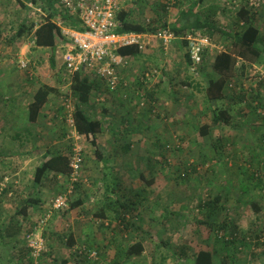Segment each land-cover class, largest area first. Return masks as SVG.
<instances>
[{
    "label": "rangeland",
    "instance_id": "obj_1",
    "mask_svg": "<svg viewBox=\"0 0 264 264\" xmlns=\"http://www.w3.org/2000/svg\"><path fill=\"white\" fill-rule=\"evenodd\" d=\"M234 2L238 6H243L246 0H219V5L223 9L222 15L226 17L222 20V26L227 29L231 28L227 18L233 20L235 16L233 13H237L233 10ZM259 2L261 5L254 15L252 13V18L264 37V0ZM174 6L175 2L171 0L166 13L160 10V13L153 12L152 15L142 13L144 15L139 16L153 20L154 24L150 22L148 25L151 28L170 26L174 18ZM210 38L216 46L226 45L219 43L223 42L219 36ZM156 47L161 48L158 45ZM166 51L162 49V52ZM154 53L156 66L165 63V67L170 68L175 64V61L170 62L167 57L169 53L164 57H161L160 50ZM38 60L43 75V72L48 70V64L42 56ZM137 67L133 66L131 73H139L140 71L134 72ZM240 70L246 73L243 82L247 85L241 86L242 81L235 79L232 89L245 88L242 92H247L255 86L256 91L252 92V95L255 96L258 92L264 99V78L258 73L264 71V62L247 66V69H238L239 72ZM65 86L69 91L67 84ZM68 91L62 93L64 98L67 97ZM194 92L195 98L191 100L201 102L200 92ZM126 101H130V106L126 108L127 112L123 107L120 110L119 106L114 108L110 134L108 137L105 136L107 140L102 139L101 143L105 146L111 161L112 172L109 173L115 177L109 179V183L118 182L120 187H123L116 193L117 198L120 196L119 201L123 203L127 198H134L138 194L136 208L125 215L126 221L122 223L119 213L123 210L117 203L110 208L102 206L101 201H90L94 194L88 192V187L80 186L79 190L76 187L69 203L79 199L82 204L74 209L68 204L64 212L51 214L41 231L46 252L39 264H58L57 262L61 263L64 260L69 264H182L176 262V255L182 246L185 248L184 264H192L194 254L201 250L213 253L214 264H264V179L262 177L263 183L257 186L249 183L248 178L243 175L244 170L250 172L256 170L259 176H264V146L261 145L263 141L261 136H264V102L260 110L262 119H258L255 114L251 115L246 107L247 111L244 113L247 115H243L244 117L241 115L242 120L236 123V127L213 128L207 136L202 137L198 129L202 125H210L209 118L205 114L203 117L198 116L194 121L195 116L199 115L196 114L190 118L193 120L191 123L184 122L183 112L187 111H184L185 107L183 108L181 102L179 105L172 103L169 107L161 98L160 106H156V112L151 113L152 121L141 123V119L146 118H141L139 112L146 110L145 105L137 108L140 101L137 97L134 100L133 96ZM240 109L234 108V119L235 112L241 113ZM167 111L169 112L166 113ZM170 111L174 115H170ZM216 138L229 140L225 153L231 152L237 158L227 159L226 154L217 153L214 148ZM128 144L131 147L126 150L124 147ZM100 167L101 164L98 163L97 184L102 186L104 182L101 183L100 175L107 171L100 170ZM89 182L87 179L86 183L82 182L79 185H86ZM90 185L93 184L90 182ZM241 187L246 188V192L242 193ZM123 189L127 191L123 192ZM99 190L98 188L97 191ZM216 197H220L217 207L219 209L211 215H206L200 206L207 201H213ZM103 201L106 202L105 199ZM104 209L106 219H99L97 212ZM53 215L54 218L59 216L52 227L58 228L60 236L68 235L70 231L76 233L75 249L62 250L65 249L62 247L64 239H60L56 247L52 246L51 255L48 254L44 232L51 225ZM222 222L226 225L220 231L214 230V227L210 230L208 227V223L215 226ZM32 226L27 232L32 231L36 225ZM18 237L21 238L20 235ZM236 238L239 243L223 249L221 241L230 242ZM66 242L67 238L64 240V246L67 247ZM137 242L143 244L144 252L139 257L127 258L125 250ZM58 245L61 250H55ZM3 251H6L5 248L0 249V254ZM91 252H95V256L90 257ZM7 253L8 257L12 258V264H18L16 260H19L22 253L25 254L24 263L31 264L26 243L20 242L17 250L8 247Z\"/></svg>",
    "mask_w": 264,
    "mask_h": 264
},
{
    "label": "crops",
    "instance_id": "obj_2",
    "mask_svg": "<svg viewBox=\"0 0 264 264\" xmlns=\"http://www.w3.org/2000/svg\"><path fill=\"white\" fill-rule=\"evenodd\" d=\"M173 1L176 6L173 7L174 18L170 26H168L169 28H171L172 24L178 27L188 25L183 33L189 30H195L192 28L191 23H194L193 18L197 17L201 24L210 26V28L198 29L202 35L207 36L210 40V37L219 36L223 40V42L219 41V43H225L226 45L218 44L216 46L214 44L216 47H222V52H217L216 48L209 51L204 58L203 64L199 68L198 77L195 75L194 78L188 72L190 62L186 52L185 42L180 40L175 41L166 53L162 52V49L157 48V45L154 44L155 46L152 45L136 57H126L129 67L126 66L119 71L121 86L114 91H109L101 84L89 96V102L86 105H80L89 117L101 121L102 127L100 133L97 135V142L104 157L108 158V161L106 159L103 161L106 164L101 162L96 157L95 149L90 140L87 139L86 143L84 142L83 144L85 156L83 176L85 180H90L93 185L91 186L89 182L86 185L80 186L83 188L88 187V192L90 191L94 194L90 201H101L103 203L102 206L108 208H110L109 203L111 200L105 199L103 185L101 184L102 186H100L97 184L99 182V179L97 180L99 178L97 165L100 163V170L104 171L112 168L110 158L108 157L109 154L103 143H101V140H107L105 136L108 137L110 134L109 131L111 130L115 107L119 106V110L124 108L125 112H127L126 108L130 106V101L127 102L126 99L133 96L135 100L137 97L140 102L136 107L139 108L145 105L144 108H146V110H140L139 112L141 118H146L141 119L140 122L149 123L152 121L151 113L156 112V106H160L159 104L162 98L169 107H171L172 103L179 105V102H181L183 108L185 107L184 111H187L183 112L184 122L191 123L190 121H195L198 116L202 115L203 117L205 114L210 122L212 110L216 106H223L225 109L230 110V114L234 119V108L240 107L237 94L233 97L235 93L232 89L234 81L235 79H239L242 81L240 83L241 86L247 85L243 82L246 77L245 71L240 70L239 72L237 70L235 77L229 82L228 89L230 92L232 91V96L230 94L222 101L215 103L206 101L202 90L207 86L210 79H216L218 76L212 70L213 59L218 54L226 53L231 49L230 42L218 30L225 32L233 30L232 23H234V28L237 23V13H233L235 14L233 20L227 18L230 24L227 25L231 27L227 29L222 26V20L226 17L222 15L223 9L219 5V0ZM163 3L164 0H130L122 4L121 10H126L129 15L131 14L130 19L132 23L149 25L150 22L154 24L153 20L150 21L148 18L144 19L139 15H144L145 13L152 15L153 12L160 13ZM47 8L46 0H34V2L33 0H0V35H2L0 37V182L4 178L9 179L7 189L0 195V249L5 248L6 250L0 254V264H12V258L10 256L8 257L7 253L8 247L17 250L20 242L25 244L22 240L25 241L26 232L32 225H37V221L47 212L50 200L56 194L60 193L66 183L65 176L56 175L52 172L46 173L39 184L34 182L35 171L43 162L56 155L68 157L70 151V141L67 139V128L64 127L65 107L63 104V94L68 91V88H66L64 80L62 79V49L58 48V43L54 52L47 48H36L31 43L33 41L32 35L38 26V22L46 17ZM53 8L61 11V8L56 4L53 5ZM192 8L193 10L191 11ZM58 11L55 14L56 17H59ZM250 14L252 15V13ZM241 23L243 21L239 22V25L243 26ZM25 27H32V30L28 32L29 34L24 29L22 30V32L24 31L23 35L20 38L14 39L13 37L16 33ZM159 50L161 52L160 54H162L161 57L169 53L167 57L170 59V62L175 61V64L170 68L165 67V63L156 66L157 61L154 51L159 52ZM20 55H24L29 60L30 65L27 72L19 70L16 65V59ZM41 56L46 59L44 61L48 64V70L43 72V75L41 73L43 69L39 66L40 60H38ZM53 56L54 66L51 67L50 62ZM241 65H244L243 68L247 69V66L250 67L254 64L249 65L243 62V60L238 59L237 68L240 69ZM133 66H138L134 72H140L137 74L131 73ZM30 75L32 76L30 77ZM43 87L49 89L48 96L43 106L37 112L35 119L30 120L29 106L34 101L36 91ZM254 87L253 89H249V91L252 90L255 92L256 89ZM135 90H137L136 95H133ZM194 91L200 92L201 102L191 100L195 98ZM185 92L186 94L184 95ZM144 94H146L145 97ZM100 97L103 98V101L97 102ZM72 102L75 108L77 101L72 100ZM119 113L121 114V112ZM196 114L199 115L195 116ZM170 115H174V113ZM192 115L195 116L193 120L190 119ZM238 115L239 113L237 114L235 112V119H237ZM104 174L105 172H103V175H100L102 179L101 183L104 182ZM97 187L100 189L99 191H97ZM77 189L79 190V188ZM104 199L106 200L105 203L103 201ZM77 201L80 200L78 199ZM23 206L27 207L25 215L21 213L17 214L18 210ZM102 211L105 214V209ZM52 217L53 219L50 221L51 225L44 232V237L48 244V254L51 255L52 246L56 247L58 240H66L70 235L73 238L74 245L69 247L65 243L67 245L66 247L64 246L63 240L62 247H65V249L60 248L58 245V248L55 250L62 249L67 251L73 248L75 249L77 244L76 233L70 231L68 235L63 234L60 236L58 228L52 227V224L57 222L59 216L54 218L53 215ZM98 218L106 219L105 215L104 217L100 216ZM27 224L29 225L27 226ZM10 225L16 228L15 232L13 234H6L7 227ZM19 235L21 236L20 239L18 237ZM23 254L19 260H16L18 264H25ZM57 263L69 264L66 260Z\"/></svg>",
    "mask_w": 264,
    "mask_h": 264
},
{
    "label": "trees",
    "instance_id": "obj_3",
    "mask_svg": "<svg viewBox=\"0 0 264 264\" xmlns=\"http://www.w3.org/2000/svg\"><path fill=\"white\" fill-rule=\"evenodd\" d=\"M165 1V0H164ZM34 2V0H33ZM46 3L48 5V8L46 9V17L43 20H40L38 22V26L34 31V41L33 45L36 48H47L52 50V52L55 51V47L58 43L59 40L62 39L61 37V30L60 27L56 25V20L61 21L65 23L66 25L79 29V22L72 16H68L64 10L61 9V11H58L56 8H53V5L56 4L59 6L57 0H46ZM197 3V2H196ZM198 4V3H197ZM51 6V7H50ZM60 7V6H59ZM167 9V2L165 1L162 6L161 10L162 12L166 13ZM193 8L191 9V11ZM59 13V17H56V13ZM131 15V14H130ZM130 15L126 10H120L117 15H116V21L118 22V29L117 32L119 34L123 33H146V32H154L157 31L158 28H151L147 24H134L132 23V20L130 19ZM254 15V14H253ZM59 18V19H58ZM55 19V20H54ZM196 20L193 21L194 23H191L192 28L195 30L198 29H204V28H210L207 25L201 24V22L198 20V18H195ZM237 23L235 24V27L233 30H230V32H225V31H220V34L230 42L231 49L228 52H223L218 54L214 59H213V64H212V70L218 75L216 79H210L207 86L203 88L202 92L204 95V98L206 99L207 102H218L222 101L225 97L230 95L232 91H229V82L235 77V73H237V61L238 59L243 60L246 64H261L264 62V37L261 35L259 28L255 25L253 22L252 15L250 14V10L241 8L239 12H237V17H236ZM243 21V26L239 25V22ZM188 25L181 27H178L176 25L171 26V31L176 35L178 38ZM25 29V30H24ZM216 29V28H215ZM214 29V30H215ZM29 32L32 30V27L28 28H22L16 35L13 37L14 39L20 38V36L23 35L24 31ZM213 31V30H212ZM29 34V33H28ZM2 35H0L1 37ZM33 38V37H32ZM31 38V39H32ZM176 40H174L172 43H174ZM184 42V41H183ZM118 55L122 57H136L139 55V52L137 48L135 47H124L120 48L117 51ZM54 54V53H53ZM54 56L51 59L50 66H54L53 62ZM30 65V64H29ZM244 66V65H243ZM243 66L241 65V69H243ZM243 71V70H242ZM65 71L63 69L62 73V79L64 80V83H68V79L71 82L69 87L68 94L66 95L67 97H70L73 100L77 101V105L74 108L73 112V120H74V125L76 127V130L79 134L86 136L92 146L95 149V154L96 157H98L101 162H103L105 159L107 160L108 158H105L103 155L102 150L99 148V144L97 142V135L101 131L102 123L99 120L92 119L89 117L83 108H81L82 105H86L89 102V96L99 87L101 84L104 86L103 81L99 78H94L93 80H89L86 76H84L81 72L76 73L73 75L71 78H66L65 77ZM119 81L118 87L121 86L122 84ZM140 88V87H138ZM139 90V89H138ZM245 88L242 90L236 89L234 90L233 97L235 94H237V100L241 105H247V106H240V111L237 119H233V117L230 114V110L225 109L223 106H216L212 110V117L210 121V125H202L199 129V135L202 137H205L209 134V131L213 128H218V127H226V128H234L236 127V123L239 120H242V116L245 115L244 111L246 107L250 111L249 113L254 116V114L258 117V119H262L261 115V109L263 108V102L264 99L260 97V93L257 92L255 94L256 98L254 95H252L254 91H247V92H242L244 91ZM229 91V92H228ZM241 91V92H237ZM49 89L46 87L40 88L36 91L34 95V101L32 104L29 106V111H30V120H34L35 116L37 115V112L39 109L43 106V104L46 101V98L48 96ZM136 90L134 91V93ZM133 93V95H135ZM141 93V91H140ZM138 96V94H137ZM146 94H144V97ZM147 99V98H146ZM255 103V104H254ZM243 112V113H242ZM242 115V116H241ZM247 115V114H246ZM245 115V116H246ZM250 115V116H251ZM240 117V118H239ZM244 117V116H243ZM235 120L236 123H235ZM64 127H66L64 125ZM263 136V135H262ZM262 143L261 145L264 146V136L262 137ZM229 140H222L221 138H216L214 142V148L217 151V153L226 154L227 159H234L237 158L235 154L233 153H225V148L227 145H229ZM126 150L130 148V144L126 145ZM223 152V153H222ZM108 161V160H107ZM68 162L69 159L68 157H65L63 155H56L52 156L45 162H43L35 171L34 174V182L36 184H39L41 179L46 175L48 172L55 173L56 175H61V176H66L68 174ZM104 163V162H103ZM106 164V162L104 163ZM84 169V167H83ZM239 169L242 170L241 167ZM104 174V185H103V193L105 196V199H114L110 201V206L117 203V205L120 207V209L123 210V212H120L121 210L119 209V214H120V219L121 222L124 223L126 221L125 215L129 213L131 210L135 209L136 205V199L139 198L138 194L133 195L134 198L127 197V201L120 203L119 198H117L116 193L121 190L120 184L118 182H112L109 183V179H112V174L109 173L110 170H105ZM112 172V171H111ZM244 176L247 177V181L249 183H254L257 184V186H260L263 183L262 177L264 179V176H259L256 172L254 171H249V170H244ZM115 179V177H113ZM77 188H80V185H76ZM242 193L246 192V188L241 187ZM127 191L126 189H123V192ZM131 195V194H130ZM129 195V196H130ZM122 196V195H121ZM220 197L214 198L213 201H207L206 203L202 204L200 207L202 210H205L206 215H211L216 212L218 207ZM70 208L74 209L75 207H78V205L82 204V201H77V202H71ZM26 206L21 207L18 213H21L25 215L26 212ZM222 208V207H220ZM257 209V208H255ZM97 215L100 217H104V212L102 210H99L97 212ZM208 217V216H205ZM226 223H218L217 225L213 226V223H208V227L210 230L220 231L224 229ZM35 226V225H34ZM32 226V227H34ZM15 227L14 226H8L6 234H13L15 232ZM217 239V237H216ZM67 245L73 246V238L70 235L67 238ZM223 244V249L228 248L231 244H236L239 243V241L236 239L228 241H221ZM184 246L180 248V252L176 255V262L177 263H182L184 264L185 262V251H184ZM29 251V250H28ZM144 252V247L141 242H137L133 245H130L127 247L125 250V256L127 258H132V257H139L141 254ZM44 255V254H43ZM30 256V255H29ZM226 258V257H225ZM225 261L223 260L222 263ZM192 264H214V255L211 251H205L201 250L198 251L196 254L193 256V262Z\"/></svg>",
    "mask_w": 264,
    "mask_h": 264
},
{
    "label": "built area",
    "instance_id": "obj_4",
    "mask_svg": "<svg viewBox=\"0 0 264 264\" xmlns=\"http://www.w3.org/2000/svg\"><path fill=\"white\" fill-rule=\"evenodd\" d=\"M128 1L130 0H57L62 10L79 22V29H75L61 21H56V25L61 30L62 39L58 41V48L62 49L63 52L61 53V62L66 78H71L76 73L81 72L89 80L101 79L109 91L116 90L121 80L120 69L129 66L128 59L117 53L120 48L124 47H135L142 53L157 43L166 51L174 40L184 41L190 62L189 72L194 76L198 74L199 68L209 51L216 48L217 52H222V47H216L207 36L202 35L198 30H189L178 38L165 25L160 26L154 32L119 34L116 15L121 10L122 4ZM166 2L167 7L171 5V0H166ZM260 5L259 0H246L243 6H238L235 3L233 10L238 12L241 8H245L254 14ZM29 64V60L24 55H20L16 59L19 70L27 72ZM258 73L264 78V71ZM67 81V86H70L71 82L69 79ZM72 100L70 97L63 99L64 123L67 128V139L70 141L66 183L60 193L50 200L47 212L38 220L33 230L25 234V243L30 252L31 264H39L41 257L46 252V244L41 236V231L51 214L64 212L68 208L70 198L76 191V185L82 182L86 183L83 176V144L88 138L76 130ZM102 101V97L97 100V102ZM8 183V178H4L0 182V195L7 189ZM93 256H95V252H91L90 257Z\"/></svg>",
    "mask_w": 264,
    "mask_h": 264
}]
</instances>
